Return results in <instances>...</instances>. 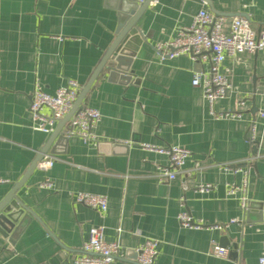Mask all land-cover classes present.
Segmentation results:
<instances>
[{"label": "crops", "instance_id": "crops-1", "mask_svg": "<svg viewBox=\"0 0 264 264\" xmlns=\"http://www.w3.org/2000/svg\"><path fill=\"white\" fill-rule=\"evenodd\" d=\"M121 1L0 0V178L7 180L0 183V201L52 132L34 128L35 83L52 94L70 79L85 86L117 36ZM203 8L217 17H245L264 33V0H153L138 22L139 39L128 46L134 54L126 55L123 68L130 79L104 69L84 99L102 114L96 140L52 142V169L37 165L17 194L35 217L13 240L0 233V264H74L92 226L119 240L125 256L111 264H136L135 248L147 238L159 242L153 264L258 263L264 250V51L223 62L230 91L213 109L242 116L218 118L202 86L192 83L209 64L188 53L161 59L155 48ZM145 142L184 146L191 156L176 178L161 181L159 166L169 164L168 156L140 147ZM46 177L53 190L40 187ZM228 183L240 187L238 194L227 195ZM79 191L106 195L107 210L76 202ZM183 209L202 225L182 226ZM214 241L229 249L226 256L214 254Z\"/></svg>", "mask_w": 264, "mask_h": 264}, {"label": "built area", "instance_id": "built-area-1", "mask_svg": "<svg viewBox=\"0 0 264 264\" xmlns=\"http://www.w3.org/2000/svg\"><path fill=\"white\" fill-rule=\"evenodd\" d=\"M228 24V30L224 25ZM161 59L173 58L188 53L195 61L209 64V70L195 73L192 83L202 86L204 96L208 101L211 113L216 117H241L240 112L214 111V103L229 93L230 80L228 75L221 70L223 62L228 57H238L244 52L264 51V33L258 34L249 19L245 17L215 16L207 9H201L194 16L189 26L181 28L177 36L167 42H159L155 45ZM81 85L77 80H68L65 86L60 87L55 93L47 92L43 85L37 81L32 93L30 113L34 120V128L46 133L53 130L55 124L67 115L73 107ZM244 104V101H240ZM47 109L49 112L44 113ZM264 117V110L259 112ZM102 118L100 110L90 105L82 104L75 112L65 128V135L79 136L84 141H95L97 138L96 127ZM251 140H255V130L252 128ZM140 147L149 151H156L168 156L169 164L159 166L158 178L161 181L172 180L177 177L191 156V150L180 145H158L153 143H140ZM55 156L47 153L38 163V168L48 172L55 163ZM224 170L238 172L239 167L229 164H220ZM248 174V171H245ZM7 180L0 178V183ZM210 184L204 186L210 187ZM40 187L48 190L54 189V183L50 177H46ZM240 187L227 184V195L238 194ZM241 189L244 190V187ZM246 196H242V205L245 206ZM75 201L94 209L106 211L108 197L103 194L79 191L75 195ZM178 219L184 227H200L202 222L195 221L188 210L183 209L178 214ZM239 221L238 218L232 222ZM222 229L223 225H216ZM159 242L156 239L147 238L135 248V261L137 264H153L158 254ZM83 253L77 255L74 264H111L117 257H123L124 252L119 240L109 241L105 238L103 226H92L88 238L82 244ZM229 249L213 242V252L217 256H226ZM257 264H264V250L258 258Z\"/></svg>", "mask_w": 264, "mask_h": 264}, {"label": "water", "instance_id": "water-1", "mask_svg": "<svg viewBox=\"0 0 264 264\" xmlns=\"http://www.w3.org/2000/svg\"><path fill=\"white\" fill-rule=\"evenodd\" d=\"M153 0H122L120 9L121 24L119 26L117 36L108 50L105 52L102 60L96 67L91 78L79 92V95L71 108L70 112L57 122V125L52 130L51 135L46 145L40 150L39 155L20 178L18 182L10 189V191L0 201V233L3 236L9 237L13 240L22 229L23 224L35 217L34 213L26 208L19 200L17 194L19 190L26 184L30 175L36 169L39 161L43 156L49 153L52 142L58 137H64L62 130L68 125L70 119L75 112L84 103V99L88 92L93 88L99 74L104 70L110 71L111 77L118 73H123L122 77L129 80V70L123 68L127 63L125 62L126 55H133L134 53L129 50V44L139 39L140 29L138 22L143 16L144 12L149 8ZM211 3V2H209ZM68 137V136H67ZM137 264V263H136Z\"/></svg>", "mask_w": 264, "mask_h": 264}]
</instances>
